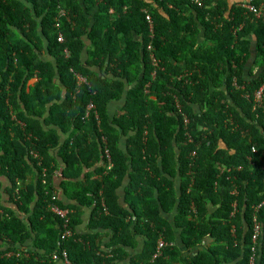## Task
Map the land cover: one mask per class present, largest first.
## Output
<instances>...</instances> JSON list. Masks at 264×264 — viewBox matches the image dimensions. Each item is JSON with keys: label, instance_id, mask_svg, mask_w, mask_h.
Masks as SVG:
<instances>
[{"label": "trees", "instance_id": "16d2710c", "mask_svg": "<svg viewBox=\"0 0 264 264\" xmlns=\"http://www.w3.org/2000/svg\"><path fill=\"white\" fill-rule=\"evenodd\" d=\"M204 1L0 0V264L61 263L52 260L60 248L73 264H121L137 236L144 248L127 264H249L254 208L264 201V102L255 100L264 85V21L235 37L243 10L225 18L224 6ZM253 33L259 72L247 76ZM112 101L123 102L115 113ZM59 188L76 204L53 202ZM5 193L15 208L3 207ZM52 203L74 211L71 237L62 239L65 220ZM92 206L91 232L80 234V207ZM172 212L182 243L205 247L195 257L175 244L162 215ZM258 218L264 233V207ZM100 228L113 233L112 255ZM161 233L167 246L152 262ZM21 249L29 256L17 258ZM256 255L264 264V239Z\"/></svg>", "mask_w": 264, "mask_h": 264}, {"label": "crops", "instance_id": "0c3cea01", "mask_svg": "<svg viewBox=\"0 0 264 264\" xmlns=\"http://www.w3.org/2000/svg\"><path fill=\"white\" fill-rule=\"evenodd\" d=\"M211 1L214 3V5H217V3H218L219 5L224 6L225 7V9L223 11L224 12V16H225V18H229V17L232 16L233 9L235 7H238L239 4L243 0H211ZM254 1H256V0H254ZM257 1L262 2L264 0H257ZM162 13H163V15H167L164 12H162ZM182 16H185V15L183 14ZM187 16H189V14H187ZM198 25H199V28H200L199 44L203 45L205 43L204 36L206 34V30L204 29V27H202V25L200 23ZM250 41H251V49L250 50L252 51V55H251L252 58L249 61L248 65H250L251 67L245 73H246L247 76H250L251 74H253V76H254V75H257L258 72H259V71H257L255 69V65H254V59H255V55H256L255 48L257 46V39H256V36H255L254 33L251 34ZM85 42H86V48L89 49L91 47V42L88 39H85ZM40 55H41V58L44 59L45 62H52V63L54 62V61H52V58H51V56L49 55V53L47 51H44V53L40 54ZM82 59H83V62H86L89 59V55H88L87 51L83 52ZM94 71L98 72L97 69H94ZM32 81H34V82L32 83ZM37 81H38V79H32L29 82V85L33 86ZM65 93H66V90L64 89L63 94H65ZM122 106H123V102L122 101H112L109 104V106H108V110L110 112L112 111L113 113H115V112L119 111ZM61 166H62L61 169H63L64 165L62 164ZM61 177H62V173L60 171H58L56 173L57 185L60 184V182H61L60 178ZM179 184H180V181L177 179L175 181V185H176L177 188H178ZM56 193L58 195L59 200H61L64 205H69V204L70 205H75L76 204V203H74V200L68 199L66 197V195H64V192L60 188H59V190ZM117 195L119 197L120 205L122 207H124V208H128L127 204H126V195L124 193L123 188H121V190H118ZM2 204H3V207L8 208V209L15 208V206L12 204V202L10 200V197L7 196L6 193L3 195ZM94 209H95V206H92V207H80V210H81V216H80L81 223L77 226V232H79L80 234H87V233L91 232V230L89 229V224L91 222V218H92ZM16 212H18V209H16ZM72 214H74V211H72ZM162 215L165 218V220H167L170 223H172V226L174 228L175 234H177V238H176L175 244L181 250L182 255H183L184 258L195 257L196 255H198L200 252H202L205 249L204 246L200 247V249L199 248L190 249V248L186 247L182 243V240H181V237H180V234H181L180 230H178V228H176V226H175V220L174 219L176 218V215H177L176 212H172L170 214L162 213ZM96 232L100 236L101 248L104 249L106 253L112 255V251L114 250V247L112 245H110V244H112V239L114 238L113 233L109 229H101V228L98 229ZM136 239H137L136 247L134 249H128V251L130 252L129 259L131 257H133V256H136V255L140 254L142 252L143 248H144V239H142L140 236H137ZM31 245H29V247ZM21 248H23V246H21ZM30 250H31V247H30ZM129 259H126L127 261L122 262L121 264H127ZM56 264H63V263L61 262V263H56Z\"/></svg>", "mask_w": 264, "mask_h": 264}, {"label": "built area", "instance_id": "2783aa9c", "mask_svg": "<svg viewBox=\"0 0 264 264\" xmlns=\"http://www.w3.org/2000/svg\"><path fill=\"white\" fill-rule=\"evenodd\" d=\"M188 2H190V4H192L193 6H196L198 8H204L205 7V1L204 0H188ZM238 7H240L243 10V12H244L243 17H245L246 21H244V23H241L238 27L233 28L232 32H233L235 37H237L238 34L244 30V28L248 22L251 24H257L259 21L264 20V1H262L258 4H255L254 0H243L239 4ZM143 12L145 13L146 20H147L148 25H149L150 37L154 38L155 28H154V23H153L151 15H150V12L147 8H144ZM58 41L61 43L64 42V37L62 34H60ZM148 50L149 51L152 50V44H150L148 46ZM65 53H66V56L69 55L67 51ZM151 58H152L151 60L154 64V66H158V64H159L158 60H156V58L153 54H151ZM153 76L155 77V74H153ZM78 79L80 82H85V79L83 77H78ZM234 85L237 86L236 78H234ZM255 100H256V102L263 104V102H264V85L255 93ZM94 108L95 107H94L93 103H91L88 106V112L86 113V118L90 115V113H89L90 109H94ZM96 117L98 118V116H96ZM184 123H185L184 126L187 127V125L189 123V119L185 118ZM253 153H256L255 148H253ZM106 155L110 156L108 150L106 151ZM195 155H196V152H193V156H195ZM249 160L251 162V157L249 158ZM262 169L264 171V165L262 166ZM231 194L233 196H238L239 195L238 189L235 187L233 189V191L231 192ZM56 200H57V197L56 198L54 197L53 201H56ZM237 206H238V203L235 202L233 204V208L236 210ZM263 207H264V201L254 208L255 211L253 214V221H252L253 226H252V235H251L252 256L250 258L249 264H255L256 263V257H257L256 252H257L258 247L261 243V238L264 234L262 224L258 218V213H259L260 209ZM51 210H52V212H54L55 214H57L58 216H60L62 219L65 220V223H64L65 232L62 234V239H66L67 237H71L73 235V233L69 227L70 211L62 209L55 204L51 205ZM166 246H167V243L165 242L164 237L161 236L159 238L157 248H156V252L153 256L152 262H154L156 259L160 258L163 255V250L165 249ZM24 252H25V256L28 257L29 256L28 253L26 251H24ZM20 254L21 253L17 254V258H20ZM9 255H10V253H9ZM52 260L54 262L60 261L63 264H73L71 262V260L69 259L68 252L66 250H63L62 248H60L59 252L53 254Z\"/></svg>", "mask_w": 264, "mask_h": 264}, {"label": "clouds", "instance_id": "9594fccd", "mask_svg": "<svg viewBox=\"0 0 264 264\" xmlns=\"http://www.w3.org/2000/svg\"><path fill=\"white\" fill-rule=\"evenodd\" d=\"M63 15H65V14H63ZM75 76H76V78H77V80H78V84H79V85L89 84V81L87 80V77L83 76L82 74H76ZM78 77H83V78L85 79V82H80L79 79H78ZM90 111H91V110H90ZM90 111H89V113H90ZM185 118H186V116H185ZM65 138H66L65 136H62V139H65ZM56 192H57V190L54 191L53 196H52V200H53L54 197H55V198L57 197V199H59V198H58V195H57ZM53 202H55V201H53ZM52 204H55V203H52ZM52 204H51V205H52ZM51 205H50V209H51ZM102 206H103L104 214H105V215L109 214V210H108V208H107V206H106V204H105L104 201L102 202ZM65 210H69V211H70V214L72 213V211H71L69 208H66ZM51 212H52V210H51ZM53 213H54V212H53ZM54 214H55V213H54ZM159 236L161 237V236H163V234L161 233ZM263 236H264V234H263ZM163 237H164V236H163ZM261 243H262V238H261ZM261 243H260V244H261ZM203 245H205V243H204ZM259 246H260V245H259ZM22 250H23V249L19 250L18 253L23 254L24 251H27L26 249L23 250V251H22Z\"/></svg>", "mask_w": 264, "mask_h": 264}, {"label": "water", "instance_id": "95a60500", "mask_svg": "<svg viewBox=\"0 0 264 264\" xmlns=\"http://www.w3.org/2000/svg\"><path fill=\"white\" fill-rule=\"evenodd\" d=\"M264 236H262V242H263Z\"/></svg>", "mask_w": 264, "mask_h": 264}, {"label": "rangeland", "instance_id": "374dc122", "mask_svg": "<svg viewBox=\"0 0 264 264\" xmlns=\"http://www.w3.org/2000/svg\"><path fill=\"white\" fill-rule=\"evenodd\" d=\"M34 81H32V83H33Z\"/></svg>", "mask_w": 264, "mask_h": 264}]
</instances>
